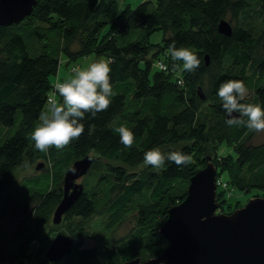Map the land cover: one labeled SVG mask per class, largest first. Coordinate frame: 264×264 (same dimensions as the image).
<instances>
[{"label":"trees","instance_id":"16d2710c","mask_svg":"<svg viewBox=\"0 0 264 264\" xmlns=\"http://www.w3.org/2000/svg\"><path fill=\"white\" fill-rule=\"evenodd\" d=\"M221 18L230 22V35L218 31ZM263 38L264 0H141L121 8L117 0H38L20 22L0 25V264H122L159 254L168 243L159 233L167 210L184 198L207 156L216 179L236 197L246 190L264 194V142L251 143L254 132L243 125L228 126L217 95L222 82L243 80L248 94L242 102L264 108ZM173 42L193 50L200 67L183 71V62L168 53ZM92 53L114 59L111 105L95 117L86 113L83 135L64 149L36 150L29 134L54 84L63 82L52 76L61 62ZM157 60L167 71L155 67ZM121 124L135 134L130 149L114 132ZM89 125L95 126L91 134ZM222 142L235 153H217ZM153 148L183 152L192 161L154 169L143 159ZM87 154L95 159L83 192L60 223L73 237L72 250L49 262L44 251L56 225L45 227L62 196L63 174ZM39 162L45 163L40 171L17 178L18 169ZM230 199L217 185V209L241 204ZM128 214L133 228L117 235ZM85 239L92 245L82 246Z\"/></svg>","mask_w":264,"mask_h":264},{"label":"water","instance_id":"95a60500","mask_svg":"<svg viewBox=\"0 0 264 264\" xmlns=\"http://www.w3.org/2000/svg\"><path fill=\"white\" fill-rule=\"evenodd\" d=\"M38 0H0V25L20 22L28 16ZM218 31L230 35V22L221 18ZM264 53V38L262 40ZM205 63H209L207 54ZM198 94L204 99L201 87ZM239 118V113H233ZM227 118L228 115L226 113ZM210 156L189 178L184 198L167 210L159 233L167 240L162 251L152 257L139 256L122 264H264V195L249 197L230 212H217L216 166ZM95 155L75 159L62 177V196L53 210L51 221L58 225L83 192L77 181L89 170ZM42 167L37 163L36 169ZM75 169V171H73ZM38 244H36L37 246ZM73 247V237L57 230L44 255L49 262H59Z\"/></svg>","mask_w":264,"mask_h":264},{"label":"clouds","instance_id":"9594fccd","mask_svg":"<svg viewBox=\"0 0 264 264\" xmlns=\"http://www.w3.org/2000/svg\"><path fill=\"white\" fill-rule=\"evenodd\" d=\"M168 53L173 61L183 62L182 70L185 72L192 73L200 67L199 57L188 47L177 48L173 42L168 46ZM112 63L113 58H106L91 63L83 70L75 68L73 76L54 84L55 93H58L61 99L58 100L55 93L48 98L47 109L39 114L40 122L29 134L36 150L47 153L53 147L57 150L64 149L83 135L82 121L86 113L95 117L96 113L109 108L111 97L116 95L110 82ZM160 68L167 71L164 64H161ZM247 94L248 89L243 80L228 79L219 85L217 95L229 117L226 123L230 127L243 125L251 132H264V108L259 103L242 102ZM233 113H239V118L234 117ZM94 131L95 126L89 125V134ZM114 132L119 134V141L125 149L132 148L135 143L133 131L121 124L114 128ZM143 159L146 165L154 169L164 168L166 161L177 166L187 165L192 161V157L183 152L173 151L165 154L158 148L146 151ZM32 242L37 244L35 240Z\"/></svg>","mask_w":264,"mask_h":264},{"label":"rangeland","instance_id":"374dc122","mask_svg":"<svg viewBox=\"0 0 264 264\" xmlns=\"http://www.w3.org/2000/svg\"><path fill=\"white\" fill-rule=\"evenodd\" d=\"M140 1L141 0H117V5H118V8H121L125 3H129L131 6L134 7ZM156 35L157 34L152 35V39L157 38L158 36H156ZM101 59H106V56L103 55V54H95V53H92V54H89V55H86V56L78 57V59L76 58V59H74L73 61H71L68 64H65V62H61V64L59 65V68H58V74H57V76L56 75H53L52 77H53V79H55V78H61L64 81V80H66V79H68V78H70L71 76L74 75V72L69 69V67L71 65H75L76 68H79V69H82L83 70V69H86L91 63L96 62V61H99ZM51 91H52V89H51ZM56 98L58 100L61 99L59 97L58 93L56 94ZM47 107H48V104H46L45 110L47 109ZM250 142L253 143V144H258V143L264 142V132H259V133L254 132L253 135L250 138ZM234 151L235 150H233V148L230 147L229 144H226L225 142H222V143L219 144L217 153H219L220 155H224L226 153H232V154H234L235 153ZM36 165L37 164H34L31 167H26V168H20V169H18V171L16 173L17 174V178L19 179V178H21L23 176L31 175V174H34V173L40 171V169L43 166H45V163L42 162V167L39 168V169H36L35 168ZM84 176H86V174ZM84 176L80 177L77 181L82 182ZM220 177L226 178L225 173L221 174ZM254 191H257V190H253V191L246 190L245 193H240L239 195H237V197H236V195H234V193H231L229 195L231 197L230 202L232 204H234L235 199L238 198L240 200V203L243 204V203H245L247 201V199L249 197L262 196V195H264V194H261L263 192V190H258L257 192H254ZM217 212H218V210H217ZM63 218H64V216H62V220H61L60 223H63ZM94 219L95 218H93L92 220H94ZM60 223L55 226L56 231L57 230H63V228H62V226H61ZM134 224H135V220H134L133 214H128L126 216V218L123 221L120 222L119 227H117V229H116V234L117 235H125V234H127L133 228ZM51 225H54L52 223V221L49 222L46 225L45 229H48ZM90 245H92V241L89 240V239H85L84 242H83V244H82V246H90Z\"/></svg>","mask_w":264,"mask_h":264},{"label":"built area","instance_id":"2783aa9c","mask_svg":"<svg viewBox=\"0 0 264 264\" xmlns=\"http://www.w3.org/2000/svg\"><path fill=\"white\" fill-rule=\"evenodd\" d=\"M161 64L166 65L162 60H157V61H155V63H154L155 67L158 68V69H161V68H160V65H161ZM73 69H74V68H71L72 71H73ZM178 82H181V80H178ZM53 89H54V88H53ZM54 91H55V89L51 91V94H52V92H54ZM50 96H52V95H50ZM50 96H48V98H49ZM217 185H220L221 188H223V189L226 190V196H229V195L232 193L231 190L227 189V183H226L224 180H222V179H218V180H217Z\"/></svg>","mask_w":264,"mask_h":264},{"label":"flooded vegetation","instance_id":"af4514ba","mask_svg":"<svg viewBox=\"0 0 264 264\" xmlns=\"http://www.w3.org/2000/svg\"><path fill=\"white\" fill-rule=\"evenodd\" d=\"M220 212H222V211H220Z\"/></svg>","mask_w":264,"mask_h":264}]
</instances>
